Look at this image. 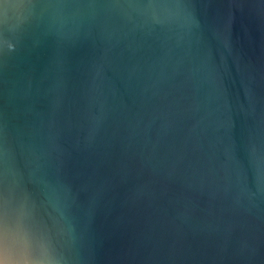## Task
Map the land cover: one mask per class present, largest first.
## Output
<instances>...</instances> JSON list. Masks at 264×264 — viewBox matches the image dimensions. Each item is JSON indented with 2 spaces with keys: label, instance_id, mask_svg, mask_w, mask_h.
I'll return each mask as SVG.
<instances>
[{
  "label": "water",
  "instance_id": "obj_1",
  "mask_svg": "<svg viewBox=\"0 0 264 264\" xmlns=\"http://www.w3.org/2000/svg\"><path fill=\"white\" fill-rule=\"evenodd\" d=\"M0 264H264V0H0Z\"/></svg>",
  "mask_w": 264,
  "mask_h": 264
},
{
  "label": "snow or ice",
  "instance_id": "obj_2",
  "mask_svg": "<svg viewBox=\"0 0 264 264\" xmlns=\"http://www.w3.org/2000/svg\"><path fill=\"white\" fill-rule=\"evenodd\" d=\"M4 220V214L2 208H0V223H2Z\"/></svg>",
  "mask_w": 264,
  "mask_h": 264
}]
</instances>
